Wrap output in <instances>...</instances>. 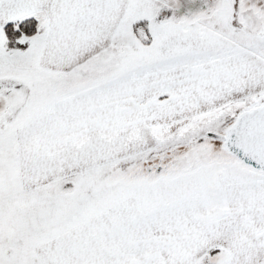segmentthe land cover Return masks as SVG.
Masks as SVG:
<instances>
[{
  "label": "snow or ice",
  "instance_id": "6c2138e0",
  "mask_svg": "<svg viewBox=\"0 0 264 264\" xmlns=\"http://www.w3.org/2000/svg\"><path fill=\"white\" fill-rule=\"evenodd\" d=\"M0 264H264V0H0Z\"/></svg>",
  "mask_w": 264,
  "mask_h": 264
}]
</instances>
